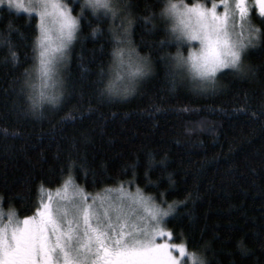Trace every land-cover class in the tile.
Masks as SVG:
<instances>
[{
	"label": "trees",
	"instance_id": "obj_1",
	"mask_svg": "<svg viewBox=\"0 0 264 264\" xmlns=\"http://www.w3.org/2000/svg\"><path fill=\"white\" fill-rule=\"evenodd\" d=\"M193 1L209 3L185 0ZM65 2L75 6L73 15L80 11L77 0ZM154 3L130 0L133 45L153 59V72L136 92L98 97L101 69L107 81L112 64V21L84 23L60 69L65 101L45 106L40 116L26 110V97L18 93L24 70L35 64L38 17L0 6V35L17 52L13 65L7 46H0V207L31 215L25 209L41 185L61 186L60 168L72 153L86 161L87 177L80 170L74 183L87 193L140 188L177 202V219L167 225L179 237L172 241L187 239V250L208 264H264V36L247 49L249 75L225 69L216 88H202L188 76L173 87L159 57L176 48L160 44L162 29L143 19L159 11L146 6ZM250 17L252 27L264 31L259 12L251 8ZM94 27L101 29L96 36ZM188 46L181 47L184 55Z\"/></svg>",
	"mask_w": 264,
	"mask_h": 264
},
{
	"label": "snow or ice",
	"instance_id": "obj_2",
	"mask_svg": "<svg viewBox=\"0 0 264 264\" xmlns=\"http://www.w3.org/2000/svg\"><path fill=\"white\" fill-rule=\"evenodd\" d=\"M77 2L80 11L73 15L75 6L64 0H30L26 8L9 0L10 8L35 12L38 17L35 64L25 69L18 81V93L26 97V110L34 116L42 115L45 106L56 108L64 103L66 88L60 69L84 23L110 18L112 23L108 31L114 44L127 42L129 45L128 69L124 75L126 83L118 87L111 80L114 67L112 49L107 81H104L101 69L102 86L98 91L101 100L130 96L153 72L152 57L142 55L136 46L133 47L130 0ZM146 6H159L158 12H151L143 19L153 21L154 28L162 29L165 39L160 44L176 48L175 53L168 52L159 57L165 61L173 87L178 77L182 80L192 74L199 77V86L205 89L216 88L225 69L240 78L249 75L251 68L245 63L247 49L261 40L264 31L252 27L251 6L246 0H212L211 6L206 2L155 0L154 4ZM256 6L264 18V0H256ZM100 31L99 27H94L92 35L96 36ZM192 41H198L199 46L192 47ZM184 42L189 45L186 56L181 51ZM3 45L8 48L7 58L16 65L17 52L13 50L10 38L0 35V46ZM115 54L119 55V52ZM37 94L47 102L38 103ZM160 165L166 166L164 161ZM148 167H154L151 154ZM80 170L84 171L86 178V161L69 153L60 168L62 190L67 193L71 187L74 191L66 203H53L51 195L45 200L41 185L36 202L25 209L31 211V215L20 218L15 208L10 207L5 213L0 207V264H188L189 260L192 264H208L195 250H187V239L180 244L168 242L179 238L173 229L167 227L177 219V202L168 203L163 199L165 193H160L158 199L146 195L140 188L130 192L121 187L119 197H101L99 202L95 197L89 200L84 190L74 183ZM2 203L4 197L0 196ZM240 246L243 250L242 243ZM177 250L179 257L174 255Z\"/></svg>",
	"mask_w": 264,
	"mask_h": 264
},
{
	"label": "rangeland",
	"instance_id": "obj_3",
	"mask_svg": "<svg viewBox=\"0 0 264 264\" xmlns=\"http://www.w3.org/2000/svg\"><path fill=\"white\" fill-rule=\"evenodd\" d=\"M14 2H18V3L22 4V5H24L25 8H26L27 5L29 4L30 0H14ZM64 2H65V0H64ZM197 2L203 3L201 1H193V3H197ZM65 3H67V2H65ZM211 3H212V0H209L208 6H211ZM246 3L249 4L251 6V8H254L256 11H258V8L256 6V0H246ZM1 5H6V6L9 7V0H3V3H0V6ZM12 9H14V10H16L18 12L27 13L25 10L16 9L14 7ZM220 11H223V8H221ZM33 13L35 14V12H33ZM33 13H31V14H33ZM191 46L192 47H198L199 46V42L198 41H192L191 42ZM119 189L120 188H118L116 190L110 189L108 191H103V192H98V193H87L86 191H84V194H86L88 196L89 200H91L93 197H95V198H97V201L99 202V199L101 197H105V198H107V197H113V198L119 197V195H120ZM123 189H125L127 191H130V192H135V190H130L128 188H123ZM48 195L52 196L53 203H66L67 199H70L74 195V191H73V188L70 187L68 192L64 193V191L62 190L61 186H59V187H56V188H53V189L44 190V199L45 200H47ZM81 198H83V197H81ZM6 212L7 211H5V213ZM20 218H23V217H20ZM4 219L6 220V215H5ZM165 240L168 241V238L165 237ZM168 242H170L172 244H180V243L174 242L172 240L168 241ZM174 255L179 257V255H180L179 250H177L174 253ZM188 264H192V261L189 260Z\"/></svg>",
	"mask_w": 264,
	"mask_h": 264
},
{
	"label": "clouds",
	"instance_id": "obj_4",
	"mask_svg": "<svg viewBox=\"0 0 264 264\" xmlns=\"http://www.w3.org/2000/svg\"><path fill=\"white\" fill-rule=\"evenodd\" d=\"M128 47H129V45L127 44V42H125L123 45H121L119 42H117L116 44H114V47H113V49H114V52H113L114 67L112 69L111 80L114 83V85L118 86V87H123L124 84L126 83V80L124 79V75L128 69V63H127L128 57H129ZM133 47H135V46L133 45ZM121 48H123V51L120 50ZM116 52H119V55H116L115 54ZM175 52H176V50L173 53H175ZM122 60L125 61V63L122 64L121 63ZM190 78L194 84L199 85V83H200L199 77H195V75L192 74V76ZM35 99L38 103H46L47 102L46 100H42L41 97L39 96V94L36 95Z\"/></svg>",
	"mask_w": 264,
	"mask_h": 264
}]
</instances>
